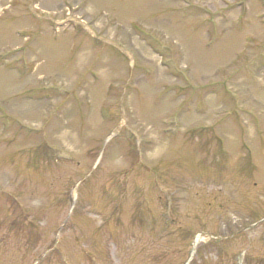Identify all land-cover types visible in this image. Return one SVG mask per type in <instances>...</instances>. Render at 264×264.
<instances>
[{
    "label": "rangeland",
    "instance_id": "374dc122",
    "mask_svg": "<svg viewBox=\"0 0 264 264\" xmlns=\"http://www.w3.org/2000/svg\"><path fill=\"white\" fill-rule=\"evenodd\" d=\"M262 219L264 0H0V264H264Z\"/></svg>",
    "mask_w": 264,
    "mask_h": 264
}]
</instances>
